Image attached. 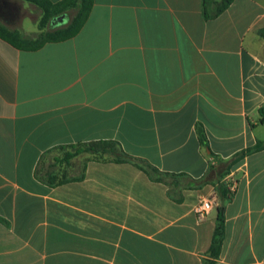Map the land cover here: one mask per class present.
<instances>
[{
	"label": "crops",
	"instance_id": "0c3cea01",
	"mask_svg": "<svg viewBox=\"0 0 264 264\" xmlns=\"http://www.w3.org/2000/svg\"><path fill=\"white\" fill-rule=\"evenodd\" d=\"M262 29L264 0H235L209 19L203 0H94L70 40L25 51L0 38V264H203L213 186L169 189L129 163L85 167L87 153L61 161L73 146L110 141L199 178L210 154L230 159L264 142ZM85 168L80 181L46 179ZM226 179L236 188L216 264H264V150ZM204 197L215 209L200 221Z\"/></svg>",
	"mask_w": 264,
	"mask_h": 264
},
{
	"label": "trees",
	"instance_id": "16d2710c",
	"mask_svg": "<svg viewBox=\"0 0 264 264\" xmlns=\"http://www.w3.org/2000/svg\"><path fill=\"white\" fill-rule=\"evenodd\" d=\"M26 3L35 5L42 11V17L39 23L40 33L36 37H26L19 30H11L0 23V38L8 42L15 48L25 51H36L47 43H57L70 40L76 37L85 26L91 13L94 0H62L53 3L50 0H21ZM235 0H203V10L206 18H214L221 15ZM214 9L210 12V9ZM75 11L74 16L69 20L66 26L49 30L47 27L52 20L62 18L66 12ZM259 35L264 38V29L259 31ZM264 124V107L260 110ZM200 144L206 149L209 148V142L204 128L201 125L197 127ZM73 151L64 153L62 163L70 164V160L80 153H87L86 164L91 160L101 162L129 163L143 171L149 178L157 183H163L170 188H177L182 185L185 190H198L207 185L215 188L219 196V205L217 207L216 226L214 229L213 239L209 250L203 258V264H216L219 259L226 232V205L232 200L234 192L231 191V183L227 181L233 169L242 162L247 156L264 150V142L258 141L254 146L242 150L232 156L230 159H221L210 154L212 162L209 165L205 175L194 178L187 174H171L160 171L144 160L137 159L128 155L117 143L110 141L93 142L80 144L77 147H71ZM66 148L63 147V150ZM85 170L81 177L68 179L55 175L49 171L46 179L50 185H61L71 181H80L84 179ZM172 181V182H171ZM170 195V191H169ZM177 201H180L177 200ZM0 222H7L0 218Z\"/></svg>",
	"mask_w": 264,
	"mask_h": 264
},
{
	"label": "rangeland",
	"instance_id": "374dc122",
	"mask_svg": "<svg viewBox=\"0 0 264 264\" xmlns=\"http://www.w3.org/2000/svg\"><path fill=\"white\" fill-rule=\"evenodd\" d=\"M75 11L66 12L62 18L52 20L48 25L49 30L66 26L69 20L74 16ZM42 17V11L35 5L26 3L21 0H0V23L5 24L11 30L23 29L29 27L31 37H36L39 33V23ZM52 162H50L49 167ZM53 165L54 168H59ZM77 166V165H76ZM79 166L73 170L78 172ZM74 168V167H73ZM50 169V168H49ZM54 170L55 169H50Z\"/></svg>",
	"mask_w": 264,
	"mask_h": 264
},
{
	"label": "built area",
	"instance_id": "2783aa9c",
	"mask_svg": "<svg viewBox=\"0 0 264 264\" xmlns=\"http://www.w3.org/2000/svg\"><path fill=\"white\" fill-rule=\"evenodd\" d=\"M235 182L231 184V191H235ZM215 209V203L213 202L212 199L208 197L200 198L196 208H195V213L197 218L200 221H203L213 210Z\"/></svg>",
	"mask_w": 264,
	"mask_h": 264
}]
</instances>
